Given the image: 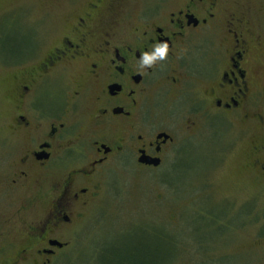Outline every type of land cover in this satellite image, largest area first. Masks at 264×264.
I'll list each match as a JSON object with an SVG mask.
<instances>
[{
    "label": "flooded vegetation",
    "instance_id": "af4514ba",
    "mask_svg": "<svg viewBox=\"0 0 264 264\" xmlns=\"http://www.w3.org/2000/svg\"><path fill=\"white\" fill-rule=\"evenodd\" d=\"M47 1L45 18L58 23L26 50L8 98L20 143L0 192L21 199L12 226L23 237L0 264H61L113 165L157 168L228 122L264 127V40L247 2L160 0L131 19L132 0ZM163 39L167 58L141 68V51ZM253 147L264 149L263 135ZM257 166L264 174L263 155L246 167Z\"/></svg>",
    "mask_w": 264,
    "mask_h": 264
},
{
    "label": "rangeland",
    "instance_id": "374dc122",
    "mask_svg": "<svg viewBox=\"0 0 264 264\" xmlns=\"http://www.w3.org/2000/svg\"><path fill=\"white\" fill-rule=\"evenodd\" d=\"M46 1L0 0L2 174L5 168L9 171L20 143L5 122H10L5 115L14 76L27 65L22 58L26 50L42 45L54 21L58 23L55 13L47 17L51 20L45 18ZM156 1L132 0L126 18ZM243 1L264 40V0ZM57 32L53 29V38ZM211 135L204 145L186 144L180 157L170 154L157 168L110 166L104 197L70 238L72 245L59 256L61 264H118L100 257L112 243L140 264H264V174L260 166L246 167L264 156V149L253 147L264 136V127L256 119L241 133L240 124L228 122ZM15 199L10 191L0 192V255L11 246L9 240L16 249L23 237L12 226L21 200Z\"/></svg>",
    "mask_w": 264,
    "mask_h": 264
},
{
    "label": "clouds",
    "instance_id": "9594fccd",
    "mask_svg": "<svg viewBox=\"0 0 264 264\" xmlns=\"http://www.w3.org/2000/svg\"><path fill=\"white\" fill-rule=\"evenodd\" d=\"M169 54V42L167 39L154 42L150 48L142 50L139 56L141 68L151 67L158 61L164 60Z\"/></svg>",
    "mask_w": 264,
    "mask_h": 264
},
{
    "label": "trees",
    "instance_id": "16d2710c",
    "mask_svg": "<svg viewBox=\"0 0 264 264\" xmlns=\"http://www.w3.org/2000/svg\"><path fill=\"white\" fill-rule=\"evenodd\" d=\"M100 257L103 259L106 257V260H114L118 264L122 263L125 264V262L129 264H140L135 258H127V256L121 252L120 250L114 248V244H110L109 246L105 247V251L101 253Z\"/></svg>",
    "mask_w": 264,
    "mask_h": 264
},
{
    "label": "water",
    "instance_id": "95a60500",
    "mask_svg": "<svg viewBox=\"0 0 264 264\" xmlns=\"http://www.w3.org/2000/svg\"><path fill=\"white\" fill-rule=\"evenodd\" d=\"M155 164L158 165L159 164V160L157 162H155Z\"/></svg>",
    "mask_w": 264,
    "mask_h": 264
},
{
    "label": "bare ground",
    "instance_id": "6f19581e",
    "mask_svg": "<svg viewBox=\"0 0 264 264\" xmlns=\"http://www.w3.org/2000/svg\"><path fill=\"white\" fill-rule=\"evenodd\" d=\"M223 139V138H222ZM216 208V207H215Z\"/></svg>",
    "mask_w": 264,
    "mask_h": 264
}]
</instances>
